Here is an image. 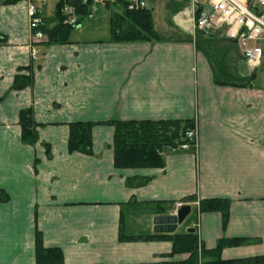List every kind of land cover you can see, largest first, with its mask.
Instances as JSON below:
<instances>
[{
    "label": "crops",
    "instance_id": "crops-1",
    "mask_svg": "<svg viewBox=\"0 0 264 264\" xmlns=\"http://www.w3.org/2000/svg\"><path fill=\"white\" fill-rule=\"evenodd\" d=\"M39 3L45 20V0ZM190 16L188 5L173 20L178 36L154 43L90 35L98 26L82 36V22L69 43L50 44L32 40L28 0L0 3V193L8 197L0 202V264H37V233L43 247L61 251L63 264L183 261L188 254L173 255L169 236L197 224L205 250L247 240L224 249L223 260L264 256V55L251 70L221 32L234 51L231 67L246 77L255 72V80L217 85L210 61L187 40ZM29 67L33 85L13 90ZM26 109L37 123L35 145L22 139ZM161 120L193 122L197 150L165 149L162 168L118 167L108 123ZM78 122L95 124L91 154L69 148L70 124ZM139 179L148 181L139 186ZM196 200L228 201L227 214L193 205L174 233L154 232L156 216Z\"/></svg>",
    "mask_w": 264,
    "mask_h": 264
},
{
    "label": "trees",
    "instance_id": "trees-1",
    "mask_svg": "<svg viewBox=\"0 0 264 264\" xmlns=\"http://www.w3.org/2000/svg\"><path fill=\"white\" fill-rule=\"evenodd\" d=\"M77 0H73L75 3ZM178 1L177 11H183L188 7L185 0ZM16 0H0L2 4H11ZM110 18L111 40L116 43L158 42L167 39L155 26L154 10L148 8L139 11H130L124 5ZM62 2L56 7L57 24L54 28H44L50 44H66L70 41L74 28L63 22L61 15ZM193 42L197 50L201 51L214 68V81L220 86H248L255 80V72L249 76H242L237 69L231 67L229 56L232 48L226 49L225 40L217 33L206 35L197 32L195 37L187 38ZM27 74H17L13 90H22L31 87L34 83L35 68L29 67ZM22 127V139L29 145H35L39 140L37 123L34 120L32 109L23 110L19 116ZM108 124L114 128L115 163L120 168H162V153L165 149L172 151L184 144H189L188 132L196 130L191 121L161 120V121H111ZM94 123L70 124L69 148L85 154L92 153ZM192 144V142L190 143ZM137 185H144L148 179H139ZM134 181L129 180L132 186ZM8 197L0 193V202ZM229 202L225 200H206L200 202V212H220L227 214ZM173 242V255L188 254L183 261L163 262L160 264H264L263 257H254L239 260H223L221 254L224 249L237 247L247 242L245 239L220 240L216 248L205 250L200 244L197 232L183 235H171ZM36 260L37 264H63V255L57 249L43 247L42 238L36 236Z\"/></svg>",
    "mask_w": 264,
    "mask_h": 264
},
{
    "label": "built area",
    "instance_id": "built-area-1",
    "mask_svg": "<svg viewBox=\"0 0 264 264\" xmlns=\"http://www.w3.org/2000/svg\"><path fill=\"white\" fill-rule=\"evenodd\" d=\"M41 1V0H40ZM62 0L61 15L63 22L72 27H78L82 19H93L105 4L110 7L124 5L130 11L150 8L151 0ZM190 7V22L193 37L197 32L206 35L221 31L224 35L235 40L241 55L251 70H256L263 59L264 43V0H185ZM29 29L32 40L36 43L44 42L45 23L40 11L39 0H28ZM33 59H37L38 51L33 48ZM188 139L192 144H184L172 152L197 150V131L188 132ZM191 205L199 210L200 202H178L176 211ZM200 212L198 211L197 215ZM198 230L199 224L194 226Z\"/></svg>",
    "mask_w": 264,
    "mask_h": 264
},
{
    "label": "rangeland",
    "instance_id": "rangeland-1",
    "mask_svg": "<svg viewBox=\"0 0 264 264\" xmlns=\"http://www.w3.org/2000/svg\"><path fill=\"white\" fill-rule=\"evenodd\" d=\"M61 0H45L44 5V11H45V25L46 27H51L57 22V18L54 14L55 7ZM152 5V4H151ZM178 1L175 0H155L153 5L151 6L154 10V17H155V26L158 29L160 33H169L166 36L169 37H177V33L175 32V22L174 17L179 12L178 9ZM121 8L119 5H114L110 10H106L104 8H101L96 14L95 17L91 20L84 19L82 22H84L85 26L82 30V36L86 35L88 32L90 35H97L101 37H107L110 35V18L112 14L116 11H120ZM168 11L170 14L168 15V18L165 19V12ZM88 26H98V29L93 31H85ZM77 28H74L73 31H76ZM174 30V31H172ZM264 44V43H263ZM262 44V45H263ZM33 51V50H32Z\"/></svg>",
    "mask_w": 264,
    "mask_h": 264
},
{
    "label": "water",
    "instance_id": "water-1",
    "mask_svg": "<svg viewBox=\"0 0 264 264\" xmlns=\"http://www.w3.org/2000/svg\"><path fill=\"white\" fill-rule=\"evenodd\" d=\"M106 8L109 9L108 3H106ZM217 34L219 35L220 32L218 31ZM190 212V207H184L177 212L172 211L156 216L153 220L154 232L156 234L174 233L177 230L178 226L184 223ZM189 232L194 233V229H190Z\"/></svg>",
    "mask_w": 264,
    "mask_h": 264
}]
</instances>
